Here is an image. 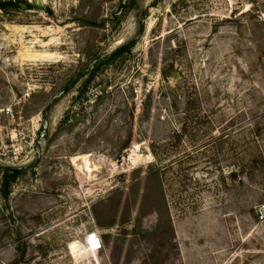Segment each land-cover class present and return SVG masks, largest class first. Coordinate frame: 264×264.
Listing matches in <instances>:
<instances>
[{"label":"rangeland","instance_id":"1","mask_svg":"<svg viewBox=\"0 0 264 264\" xmlns=\"http://www.w3.org/2000/svg\"><path fill=\"white\" fill-rule=\"evenodd\" d=\"M0 1V264H264V0Z\"/></svg>","mask_w":264,"mask_h":264},{"label":"built area","instance_id":"2","mask_svg":"<svg viewBox=\"0 0 264 264\" xmlns=\"http://www.w3.org/2000/svg\"><path fill=\"white\" fill-rule=\"evenodd\" d=\"M260 216L264 215V204L260 208ZM85 245L89 252L96 254L102 249V241L98 232L93 231L87 234L85 239Z\"/></svg>","mask_w":264,"mask_h":264},{"label":"trees","instance_id":"3","mask_svg":"<svg viewBox=\"0 0 264 264\" xmlns=\"http://www.w3.org/2000/svg\"><path fill=\"white\" fill-rule=\"evenodd\" d=\"M23 3H24V7H26V8H29V7L31 6V5H30L28 2H26L25 0H23ZM6 4H7V3H6L5 1H3V2L0 1V9L4 8V6H5ZM126 45H127V44H126ZM126 45H122V46L118 47V48L115 50V52H120V51L126 49V48H127ZM106 58H107V57H105V56H104V57H99V58L97 59L96 64L99 65V64L102 63ZM92 76H93V72H91V74H90V78H92Z\"/></svg>","mask_w":264,"mask_h":264},{"label":"bare ground","instance_id":"4","mask_svg":"<svg viewBox=\"0 0 264 264\" xmlns=\"http://www.w3.org/2000/svg\"><path fill=\"white\" fill-rule=\"evenodd\" d=\"M130 152H131V151H130ZM133 152H134V151H133ZM132 154H133V153H132ZM134 161H135V160H134ZM134 161H133V162H134ZM95 258H96V257H95Z\"/></svg>","mask_w":264,"mask_h":264}]
</instances>
